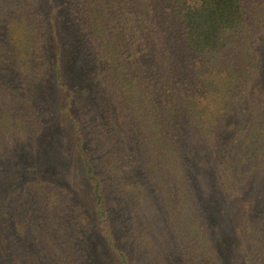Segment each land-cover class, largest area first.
I'll return each mask as SVG.
<instances>
[{
  "label": "trees",
  "instance_id": "obj_1",
  "mask_svg": "<svg viewBox=\"0 0 264 264\" xmlns=\"http://www.w3.org/2000/svg\"><path fill=\"white\" fill-rule=\"evenodd\" d=\"M65 17L96 55L93 86L111 94L115 110L87 128L101 150L97 156L84 148L86 131L72 112L77 92L60 25ZM263 33L264 0H0V70L10 66L51 81L65 104L51 109L75 131L89 196L81 199L70 185L39 176L12 190L20 180L6 186L11 168L0 165V264H133L129 251L145 250L162 235L181 256L173 264H264V58L254 52ZM141 44L166 59L156 60L151 72L129 63ZM182 51L190 61L179 60ZM43 126L31 99L0 80V157ZM124 130L134 150L118 143ZM190 136L197 139L189 151L206 163L218 201L219 228L190 174ZM62 157L58 152L57 165L71 164ZM105 185L132 211L154 202L159 229L151 220L137 224L129 248L123 246L127 253L118 246L124 241ZM223 234L231 236L233 260L224 256L227 240L218 245Z\"/></svg>",
  "mask_w": 264,
  "mask_h": 264
},
{
  "label": "rangeland",
  "instance_id": "obj_2",
  "mask_svg": "<svg viewBox=\"0 0 264 264\" xmlns=\"http://www.w3.org/2000/svg\"><path fill=\"white\" fill-rule=\"evenodd\" d=\"M69 16L71 17V14H69ZM64 19L65 20H62L60 25L65 36V42L69 45L66 60L68 62L69 74L72 76L74 82L72 86L75 92H77L75 101L77 106L72 112L75 113L73 115L77 116L78 121H82L83 127L85 128L87 141L84 148L87 152H91V155L97 156L98 152L101 150L98 149L97 141H95L92 133L87 131V128L94 127L95 120L97 119L105 120L108 114L114 113L115 110H112V107H110V99L108 97H111V94H104L98 86L99 84L93 86L90 75L91 71L98 69L96 64L97 61H95L97 60L95 58L96 55L90 51L89 47L82 40L83 38L78 34L77 29L67 26L66 23H69L68 18L65 17ZM70 20L72 21V18ZM254 46L255 56L259 57V59L264 58V33L258 37V41H255ZM191 57L192 56L186 55L182 51L179 60L190 61ZM156 60L166 59L163 58L162 53L153 45L149 44L147 48H145L141 44L133 50L129 63L134 66V68L136 67L142 71L151 72L153 71L151 70L152 65ZM0 80L31 99L32 103L40 110L44 122L43 131L40 135L19 143L5 155L6 157H0V165L11 168L8 173L10 180L7 182L6 186L12 185L11 183L15 178L20 181L15 183V188L12 190L19 189L22 186L21 184L28 178L39 176L43 179H47L49 177L51 180H60L70 185L74 191L81 196V199L84 197L86 198L85 200H88L87 186L84 183L82 174L83 167L75 151V145L77 143L75 131H73L70 124H67L60 116L61 114H58L55 109H51V104H58V106L62 107L65 106L64 101H61L60 97H57L51 81L46 78H33L26 74L24 75L10 66L0 70ZM100 103H102L104 107H100ZM90 105L93 106L91 107ZM94 105L96 110L92 112L93 110L91 108H93ZM95 116H99V118ZM121 132L122 135L118 138V143L124 148L134 150V140L128 135V131L124 130ZM196 139L190 136L186 145L192 168V173L190 174L201 196L200 200L203 209L208 214H214V217L211 216L210 218L213 224L212 227L218 226L219 228L220 220L217 221L215 219V216L219 213V205L214 194L210 193L211 189L207 183V174L205 172L206 163L203 160L193 157L189 151L190 148L193 147ZM24 148H26V150H24ZM58 152L60 157L63 156L62 158L64 160H69L71 164H66L63 167L57 165L55 158H57ZM202 156L203 152H200V157ZM97 160L98 157L95 159V164ZM196 163L199 165V169H194ZM96 167L98 169L97 173L103 178L105 183H108V177L103 175L100 166ZM16 174L17 176H15ZM12 175L14 176L13 178L11 177ZM104 193L106 195L107 205L113 214L112 218L115 225L116 227H120V233H118L117 238L119 242L124 241L118 244L122 250H125L123 249L124 245H126V248H129L131 244L130 239L137 224L140 225L143 222L149 223L146 220H151L155 227L159 229L157 223L152 218L155 215V211L152 207L154 206L152 199L147 200L144 210L132 211L134 206L121 195H117L113 190H109L108 185H105ZM134 212L139 215L137 220L133 219L132 213ZM135 234L137 237H140L142 232L137 231ZM218 237L221 238L217 241L219 246L224 244L227 240L224 256L228 260H233L235 255H233V251L230 249L232 244L231 236L226 238V235L223 234ZM93 242V251L98 253L99 243L96 239H94ZM170 242V238L162 235V238H153L145 250L135 249V251H129L131 252L133 264H173L179 262L181 256L178 249L174 245H170ZM221 250L222 249L219 248L220 254L222 253ZM125 252L127 253L126 250ZM100 255L104 256V260L107 262L108 256L106 259L104 251H102ZM44 264L51 263L48 262ZM233 264H238V261L235 259Z\"/></svg>",
  "mask_w": 264,
  "mask_h": 264
}]
</instances>
